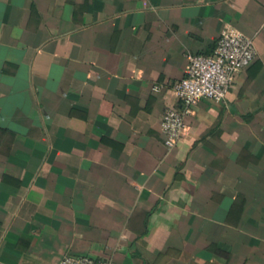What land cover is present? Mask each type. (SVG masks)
Returning <instances> with one entry per match:
<instances>
[{"label":"crops","instance_id":"obj_1","mask_svg":"<svg viewBox=\"0 0 264 264\" xmlns=\"http://www.w3.org/2000/svg\"><path fill=\"white\" fill-rule=\"evenodd\" d=\"M256 56L160 121L188 54ZM264 264V0H0V264Z\"/></svg>","mask_w":264,"mask_h":264},{"label":"built area","instance_id":"obj_2","mask_svg":"<svg viewBox=\"0 0 264 264\" xmlns=\"http://www.w3.org/2000/svg\"><path fill=\"white\" fill-rule=\"evenodd\" d=\"M252 37L233 27L224 29L210 54H188L185 76L174 83L173 90L181 107H168L160 121V131L166 146L175 145L186 129L189 115L201 98L222 101L238 71L255 58ZM58 264H96L86 255H64ZM99 264H115L104 260Z\"/></svg>","mask_w":264,"mask_h":264}]
</instances>
